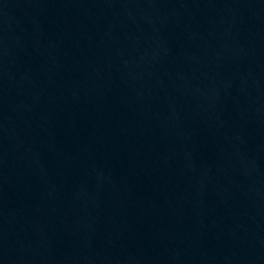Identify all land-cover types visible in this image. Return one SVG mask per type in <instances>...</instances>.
<instances>
[{"label":"water","instance_id":"95a60500","mask_svg":"<svg viewBox=\"0 0 264 264\" xmlns=\"http://www.w3.org/2000/svg\"><path fill=\"white\" fill-rule=\"evenodd\" d=\"M0 264H47L1 139Z\"/></svg>","mask_w":264,"mask_h":264}]
</instances>
